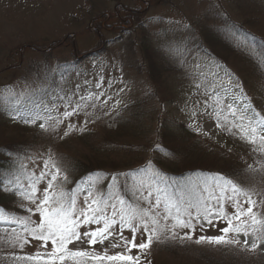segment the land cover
Listing matches in <instances>:
<instances>
[{
  "label": "rangeland",
  "instance_id": "rangeland-1",
  "mask_svg": "<svg viewBox=\"0 0 264 264\" xmlns=\"http://www.w3.org/2000/svg\"><path fill=\"white\" fill-rule=\"evenodd\" d=\"M151 1H153L151 6L150 1L146 0L145 2L149 9L144 17V22L153 43L157 45L159 42H168L170 45L176 46L179 42L187 46L184 48L186 50L184 55L178 56V60L171 62L172 64L181 61L184 67L182 69L185 72L183 84L175 80L180 81L179 74L181 72L179 74L163 72L157 84L149 78L146 67L141 65V54L139 44H137L145 34L143 30L135 26H131L129 29L127 34L130 35H126V32L123 33L120 30H105L102 37L108 41L105 49L93 56L76 55L72 52L71 46L66 44L69 38L73 45L78 47L79 52L91 49L97 42L94 33L87 30V28L92 30V17L104 13L109 16L110 11L119 9L120 6H129L135 9L142 3L140 0H0V95H15L18 99L24 100L30 93L42 89L48 92V96L46 99L37 100L35 104H46L50 108L55 105L62 112L63 102L57 99L59 89L61 87L65 90L74 89L79 84L86 91H103L105 93L100 100L96 101V108L86 109L90 117L97 110L100 114L108 116L117 107L138 100L151 91L158 94L157 98L163 99H165L164 96L167 97L176 91L178 95L173 105L166 100L158 106L189 126L193 123L189 119L191 111L199 109L204 99L193 86L197 75L195 65L199 64L207 72L213 63L220 64L218 58L204 57L199 50L200 47L196 46V43L201 40L207 43L203 29L213 24V21L215 23V12L220 11L236 21L246 23L248 29L264 38V0ZM121 35L123 38L116 40ZM53 43L57 44L53 46ZM213 49L218 52L216 53L219 56L221 55L224 61L221 62L227 63L230 71L239 77L253 105L264 113V79L250 76L247 72L248 68H246L248 62L245 55L232 56L223 52L222 47L219 46L213 47ZM247 52L255 58L264 57V52L261 50L255 51L248 48ZM171 55L176 57L174 55L177 53ZM75 56L78 59L76 71H73L62 81L58 75L59 72L55 70L60 64L74 61ZM212 71H217V69L212 68ZM101 77L104 79L102 88H95V82ZM209 77L211 76L209 75ZM220 78L226 79L223 71H220ZM184 82L186 83L184 84ZM121 89L123 91H120ZM79 94H86V92ZM109 97H111L110 100ZM73 99H78V95L73 96ZM103 100H108V104L104 105ZM117 101H119L118 104ZM88 115L81 113L79 115L81 122H77L75 117L71 118V122L76 124L79 129L85 125L82 120L87 119ZM111 123L109 120L105 121L108 127H113ZM199 123L204 125V130L209 132V135L196 133V139L200 144L192 151L193 155L197 157L201 152L202 155L207 153L204 158L205 163L211 162V160L216 161L215 163L212 161L216 170L213 173L226 172L241 186L260 194L253 198L264 199V167L257 163V160L261 158L254 156L251 151L245 150V146L239 140L235 138L227 140L218 129H215L214 122L211 129L207 127L210 122L201 119ZM86 126H90L88 122ZM91 128L97 135L103 133L102 122L92 124ZM39 129L37 127L36 130ZM36 130L32 129L26 132L25 138L31 144L23 162L29 168L34 167L29 158L35 159V163L40 164L39 158H46L51 152L63 169V175H67L69 178V183L65 187L71 189L72 181L77 173L73 171V163L79 159L76 149H82L73 136L74 130L63 139H60L56 134L49 133H46L43 138H36L35 136L38 135ZM63 131L64 126L62 125L59 130L61 136ZM237 161L240 164L235 166L242 167V169L252 165L253 168H260L263 171H260V174L251 173L255 170L248 168L247 171L223 172L226 163L234 165ZM180 167L183 170L184 164H181ZM110 173L112 175L115 171ZM163 173L166 174L165 171ZM105 180L107 183L111 179L107 177ZM170 180H175L178 183L180 178L177 175L169 176ZM43 186L41 185V187ZM100 187L104 188L105 185H100ZM6 198L5 204L9 212L26 215L19 207L17 196ZM231 210L229 206L228 211ZM33 219H38V217H33ZM224 226L223 222L215 226L205 224L201 230V227L197 225L191 240L176 238L154 242L150 250L147 251L146 258L141 260V264H148L149 261L151 264H263L264 247L252 252L242 250L240 246H216L195 242L200 235H220L219 228ZM176 231L178 236H182L189 230L178 228ZM124 235L130 236L128 229H124ZM137 238L139 241L144 237L137 234ZM83 247H87V245L85 244ZM38 248L39 242L36 241H33L31 245H26L22 252L19 249L0 247V264H22V262L14 261L11 253L31 254ZM50 248L51 245H49V250ZM95 248L97 251L108 248L109 254L121 251L120 248H111L108 241H105L103 245L97 244ZM137 253L138 250L133 249L131 254L136 255Z\"/></svg>",
  "mask_w": 264,
  "mask_h": 264
},
{
  "label": "snow or ice",
  "instance_id": "snow-or-ice-1",
  "mask_svg": "<svg viewBox=\"0 0 264 264\" xmlns=\"http://www.w3.org/2000/svg\"><path fill=\"white\" fill-rule=\"evenodd\" d=\"M258 66L264 73V57L258 61ZM195 69L193 86L204 99L199 109L191 111L189 119L193 123L189 127L198 135H209L199 121L210 122L209 129L214 122L215 129L250 145L251 152L261 158L257 163L264 167V113L253 105L239 77L218 63H213L207 72L199 64ZM55 71L60 73L62 81L65 80L63 69ZM220 71L226 79L220 78ZM103 84L101 77L94 87L99 89ZM81 92L86 94H79ZM77 95L78 99L74 100L73 96ZM104 95L103 91H86L79 84L69 90L61 87L57 99L63 102L62 112L55 105L50 108L38 104L30 111L14 109L13 119L19 117L25 124L41 121L38 126L43 132L63 139L78 128L71 118L81 113L87 116L86 109L96 108V101ZM102 103L107 105L108 100ZM87 122L86 119L85 125ZM79 130L85 129L80 127ZM154 148L163 151L159 143ZM39 159L41 163L36 164L35 159L29 158L34 165L31 168L18 160V168L0 176L3 191L17 196L19 207L26 213L20 215L0 206V247L22 252L26 245L39 242L34 253L17 255L12 252L16 262L141 264L154 242L176 238L191 240L197 225L203 230L205 224L215 226L221 222L225 226L219 228L220 235H200L195 242L240 246L252 252L264 247V199L253 198L260 194L241 186L228 174L201 173L198 181L177 183L172 180L169 183V177L148 160L139 170L142 179L131 185L128 177L134 174L121 173L125 178L123 182L119 176L112 175L107 188H101V176L96 173L68 189L65 186L69 178L63 175V169L51 152ZM248 168L252 170L253 166L248 165ZM121 189L132 195L131 202ZM229 206L231 211H228ZM91 225L96 227H88ZM178 228L189 231L178 236ZM124 229L129 230L130 236L124 235ZM137 234L144 238L138 241ZM105 241L111 248L121 251L114 254H109L108 248L97 251L95 246ZM85 244L87 247H83ZM133 249L138 250L136 255L131 254Z\"/></svg>",
  "mask_w": 264,
  "mask_h": 264
},
{
  "label": "trees",
  "instance_id": "trees-1",
  "mask_svg": "<svg viewBox=\"0 0 264 264\" xmlns=\"http://www.w3.org/2000/svg\"><path fill=\"white\" fill-rule=\"evenodd\" d=\"M140 1L142 3L135 9L129 6H120V10L110 11L109 16L106 13L94 15L92 17V30L87 28L97 38V42L91 49L79 52L78 47H75L69 38L66 44L71 46L72 52L76 53V55L86 54L87 56H93L105 49V45L108 42L102 39L105 30H120L123 33L126 32V35H130L127 34L129 29L131 26H135L143 30L145 34L140 42L136 43L139 44L141 65L146 67L149 78L157 84L163 72H176L177 74L181 72L179 74L180 81L174 79L183 84L182 80L185 72L182 69L184 67L181 61L180 63L176 61L172 64L171 62L178 60V56L184 55L186 51L184 48H187V46L179 42L176 46L170 45L168 42H159L155 45L144 22V17L149 8L145 5L146 0ZM148 1H150L151 6L153 1ZM215 13L216 24L213 21V24L203 29L207 43H204L203 40L196 43V46L200 47L199 50H201L202 55L207 58H218L220 65L226 66L227 69H229V66L226 65L227 63H223L221 55L219 56L213 47H222L221 50L223 52L232 56L245 55V59L248 62L246 68H248L247 72L250 76L264 79V73L260 71L258 66V61L261 58H255L247 52L248 48L264 52V38L248 29L245 25L246 23L236 21L220 11ZM122 36L118 37V39L116 38V40H121ZM55 44L57 43L52 45L54 46ZM36 47L38 48L39 46ZM175 52L177 55L173 57L171 54ZM74 59L71 63H64L58 66V69L65 71V77L76 71L77 56ZM209 78L211 79V77ZM157 95L151 91L138 100L117 107L108 116L100 114L98 110L93 112L90 117L88 115L87 121L90 126L84 125V131L74 130L73 136L82 149H76L79 153V159L73 163V171L77 173L70 188L72 186L75 187L76 182L96 173L100 174L102 183L106 182L105 178L107 177L111 179L113 174L119 176L121 182L125 179L120 176L121 173L134 174L128 177V184L131 185L133 181L139 182L142 179L139 170L148 160H152L155 168L160 169L162 172L165 171L168 177L177 175L180 178L178 183H185L189 180L198 181L201 173L207 174L216 171L214 165H212V161L214 163L216 161L204 162L207 153L202 155L201 152L197 157L193 155L192 151L200 144L196 139V132L158 106V104L160 105L166 100L173 105L178 93L173 91L167 97L164 96L165 99L157 98ZM46 96H48V92L42 89L30 93L24 100L18 99L15 95H0V176L19 167L16 162L18 160L23 161L30 150L31 142L25 138L26 132L32 129L36 130L41 122L25 124L19 117L13 119L15 115L14 109H20V111L33 110L37 105L35 104L37 100L46 99ZM53 115H56V112H53ZM75 120L81 122L79 116L75 117ZM85 120L82 121L85 122ZM106 120L111 121L113 127L106 126ZM97 122H102L103 133L100 135H97L91 128V125ZM36 133L38 134L35 136L36 138H43L46 135L41 129L36 130ZM222 135L227 140L233 139V137L224 133ZM157 143L161 145L163 151L155 150L154 146ZM240 143L245 146V150L251 151L250 145L241 141ZM181 164H184L183 170L180 167ZM236 164H240V162L237 161L234 165L226 163L223 172L247 171L248 167L242 169V167L235 166ZM253 170L255 171H251V173L260 174V171H263L260 168H253ZM114 171L115 173L111 175L110 172ZM225 174L227 173L225 172ZM110 182L111 180L101 185H105L104 189H106ZM169 183H171V180ZM121 190L124 192L125 198L131 202L133 200L132 195L124 189ZM6 197L16 196L5 193L2 184H0V206L9 211L5 204ZM262 258L264 264V256Z\"/></svg>",
  "mask_w": 264,
  "mask_h": 264
}]
</instances>
